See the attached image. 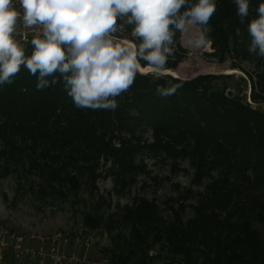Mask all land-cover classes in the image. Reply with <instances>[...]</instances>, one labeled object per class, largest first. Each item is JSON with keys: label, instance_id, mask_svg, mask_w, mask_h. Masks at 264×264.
Instances as JSON below:
<instances>
[{"label": "trees", "instance_id": "1", "mask_svg": "<svg viewBox=\"0 0 264 264\" xmlns=\"http://www.w3.org/2000/svg\"><path fill=\"white\" fill-rule=\"evenodd\" d=\"M214 2L216 12L202 26L214 49L210 55L220 62L233 58V68L252 63V99L264 100V58L248 52L247 20L240 23L233 0ZM261 2L249 0L248 19ZM118 20L131 31L124 18ZM179 34L173 37L174 52L164 69H174L184 58ZM30 41L22 44L26 55L31 54ZM140 64L145 67L143 60ZM56 78L55 85L37 90V77L21 66L12 84L0 85L1 173L31 178L30 188L40 193L78 197L82 189L88 190L92 200L102 161L111 164L123 186L144 171L138 161L143 150L171 161L175 170L188 162L191 185L176 186L168 217L156 200L143 196L116 213L101 214L93 205L83 214L88 227H103L110 234L117 229L116 236L123 238L110 261L264 264V110L241 94L244 78L236 93L229 84L232 75L184 80L138 72L131 87L115 97V110L77 108L59 74ZM176 85L171 95L158 94V88L169 91ZM147 134L149 139L141 144ZM187 208L192 216L185 215Z\"/></svg>", "mask_w": 264, "mask_h": 264}, {"label": "clouds", "instance_id": "2", "mask_svg": "<svg viewBox=\"0 0 264 264\" xmlns=\"http://www.w3.org/2000/svg\"><path fill=\"white\" fill-rule=\"evenodd\" d=\"M0 0V85L12 84L21 66L37 77V90L55 85L57 74L77 108L118 107L115 97L134 83L145 62L154 72L164 71L174 52L176 31L197 30L205 40L214 0ZM240 23L247 20L251 37L248 52L264 58V2L249 17V0H233ZM184 9L183 11H181ZM117 17L131 25V40H118ZM19 22V23H18ZM38 29L31 54L16 37L23 29ZM139 41L138 44L135 41ZM52 78L51 80L49 78ZM169 91L157 89L161 96Z\"/></svg>", "mask_w": 264, "mask_h": 264}, {"label": "rangeland", "instance_id": "3", "mask_svg": "<svg viewBox=\"0 0 264 264\" xmlns=\"http://www.w3.org/2000/svg\"><path fill=\"white\" fill-rule=\"evenodd\" d=\"M119 18L117 17L118 28H120ZM123 28V32L115 34L116 39L131 40V31L124 26ZM177 43L186 52L178 65L170 70L179 68L180 64L186 61H191L195 69L193 68L191 75L176 78L190 80L201 74L232 75L234 82L229 81V84L236 93L239 92L237 83L240 78H244L246 84H242L241 94L246 97V101L251 106L264 110V100L255 103L252 99L253 81L256 80V77L253 78V81L250 79V74L254 76L255 72V66L252 63L240 62L241 68H233L232 64L235 62L233 58L227 57L224 62H220L218 57H212L210 54L214 52V49L207 33L205 40L198 47H192L181 31ZM197 64L205 65L201 69ZM208 64L214 65L215 68L210 69ZM139 73L170 75L163 72L157 73L151 69ZM147 139H149V134L144 136L141 144H144ZM138 161L143 164L144 171H139L136 181L126 186L116 182L115 175L110 171L111 164L102 161L99 167L102 174L96 181L97 189L93 190L92 200L89 198L88 190L84 189L78 197L67 192L65 195L40 193L37 189L30 188L31 178H19L14 172L1 173L0 171V223L26 238L30 236L48 237L61 233L69 240L65 248L66 251L69 254L75 251L81 255L87 251V259L93 262L92 264L99 263L102 259H109L112 250L120 246L123 238L116 236L117 229L110 234L103 227L95 229L88 227L83 220V214L86 211L94 209L93 205H95L100 208L101 214L116 213L118 207L130 204L136 197L143 196L156 200L165 217H168L170 212L167 211V208L171 204L170 199L177 196L176 186L188 187L191 185L193 170L188 162H182L180 167L175 170L171 161L154 157L145 150L139 153ZM193 188L196 189V186ZM85 199L87 202L83 201ZM185 215L192 216V210L187 208ZM77 237L83 241L72 242ZM87 237L91 239L86 245ZM151 254H156V251H151ZM11 260L8 257L5 262L11 264Z\"/></svg>", "mask_w": 264, "mask_h": 264}, {"label": "built area", "instance_id": "4", "mask_svg": "<svg viewBox=\"0 0 264 264\" xmlns=\"http://www.w3.org/2000/svg\"><path fill=\"white\" fill-rule=\"evenodd\" d=\"M14 6L20 10L18 0H13ZM19 23V22H18ZM25 37H16L22 44L29 42L33 36L39 31L38 29H23ZM72 240L83 241L80 237ZM90 237L86 238L87 242ZM68 237L59 233L48 237L26 236L18 234V232L9 229L0 223V264L4 263L7 258L30 264H92L87 259V251L82 255L77 252L69 254L66 251ZM75 242V243H76ZM95 264H114L110 259H102L101 262Z\"/></svg>", "mask_w": 264, "mask_h": 264}, {"label": "bare ground", "instance_id": "5", "mask_svg": "<svg viewBox=\"0 0 264 264\" xmlns=\"http://www.w3.org/2000/svg\"><path fill=\"white\" fill-rule=\"evenodd\" d=\"M183 34L185 35V37L187 38V41L190 43V45L192 47H198L201 44V42H202V41L199 40V38L197 36L196 28L187 27L183 31ZM204 65L205 64H197V66H199L201 69L204 68ZM208 65H209L210 69H214L215 68V66L212 65V64H208ZM193 68H194V65L192 64V62L191 61H186V62H182L177 70L167 69V70H164L162 72L163 73L172 74L175 77H180V76L184 77V76L191 75L193 73ZM148 70H149V68L142 66L140 71L145 72V71H148Z\"/></svg>", "mask_w": 264, "mask_h": 264}, {"label": "crops", "instance_id": "6", "mask_svg": "<svg viewBox=\"0 0 264 264\" xmlns=\"http://www.w3.org/2000/svg\"><path fill=\"white\" fill-rule=\"evenodd\" d=\"M11 262V264H29V263H27L26 261H23V262H18V261H15V260H11L10 261ZM6 262H4V263H2V264H5ZM7 264V263H6Z\"/></svg>", "mask_w": 264, "mask_h": 264}, {"label": "water", "instance_id": "7", "mask_svg": "<svg viewBox=\"0 0 264 264\" xmlns=\"http://www.w3.org/2000/svg\"><path fill=\"white\" fill-rule=\"evenodd\" d=\"M178 69V68H177ZM177 69H175V70H177ZM168 74V73H167ZM170 75H172V74H170Z\"/></svg>", "mask_w": 264, "mask_h": 264}]
</instances>
